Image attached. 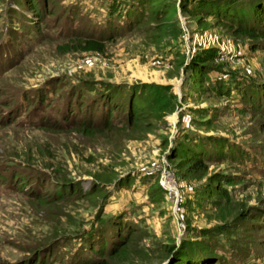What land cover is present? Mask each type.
Listing matches in <instances>:
<instances>
[{
    "label": "rangeland",
    "instance_id": "rangeland-1",
    "mask_svg": "<svg viewBox=\"0 0 264 264\" xmlns=\"http://www.w3.org/2000/svg\"><path fill=\"white\" fill-rule=\"evenodd\" d=\"M237 1L148 0L143 5L147 19L127 35L105 41L99 53H60L51 38L41 36V29L40 33L33 28L25 31L39 38V43L0 75L3 98L44 79L55 83L57 92L76 82L99 81L112 90L111 96L119 106L127 102L125 96H131L134 89L156 86H167L177 106L140 132L113 129L90 136L73 129L23 131L7 120L0 122V170L11 166L3 176H28L20 166L30 160L44 171L65 170L84 190L91 186L96 172L110 171L116 178L106 186L103 201L83 197L41 206L30 193L12 191L3 195L0 189L1 263L31 264L36 255L44 254L48 238L80 226L89 229L103 205L102 218L124 214L136 230L133 241L140 255L122 264H170L183 246L188 254L193 252L188 247L192 246L190 242H210V234L219 227L236 246L258 254L257 261L264 264V223L242 216L249 209L264 212V181L246 175L226 159L212 158L211 172L237 175L241 181L228 186L229 202L210 199L202 195L205 178L187 175L179 167L177 156L195 150L200 141L206 145L205 136L213 138L208 149L215 141L228 139L232 144L258 148L264 155V107L241 113L237 103L210 92L206 81L198 85L192 80L195 71L191 64L199 63L197 58L212 50L215 58L204 68L217 70L215 77L229 80L235 74L237 80L248 78L259 86L256 89L264 88V39L254 41L236 35L226 22L217 19L225 7H237ZM35 2L43 13V25H49L70 4L99 11L107 0ZM205 5L217 10L207 9L211 12L208 14L199 8ZM12 8L17 10L13 0H1L3 17L8 18ZM241 9L245 12L244 7ZM152 11L158 13L157 21L149 20ZM27 12L23 7L19 10L29 16ZM257 42H261V48ZM51 182L47 181L48 188ZM108 228L103 226L106 231ZM209 231L212 233L205 236L201 233ZM41 246V251L36 249Z\"/></svg>",
    "mask_w": 264,
    "mask_h": 264
},
{
    "label": "trees",
    "instance_id": "trees-1",
    "mask_svg": "<svg viewBox=\"0 0 264 264\" xmlns=\"http://www.w3.org/2000/svg\"><path fill=\"white\" fill-rule=\"evenodd\" d=\"M13 1L17 10L10 9L8 18L0 14V75L39 43V38H33L25 32L27 29L33 28L38 33L41 29V36L51 38L60 53H99L102 52L105 41L127 35L147 19L143 5L148 0H107L99 11L88 10L78 3L70 4L62 9L58 20L54 19L49 25H43V13L35 0ZM221 1L229 3L236 0ZM235 4L238 5L235 8L225 7L223 15H217V19L226 22L227 28L236 35L254 41L264 39V0H239ZM22 7L28 11L29 16L19 13ZM241 7H244L245 12ZM199 8L206 10L208 14L211 12L207 9L217 10L216 7L207 8L206 5ZM157 16L158 13L153 11L148 14L150 21H157ZM256 45L261 48V42ZM214 58L215 53L212 50L199 56V63L191 64V69L195 71L192 80L198 85L202 80L206 81L210 92L221 94L230 102L237 103L236 109L241 113L250 112L253 107L260 111L264 107V88L256 89L259 86L248 78L237 80L235 74L230 75L229 80L215 77L217 70L204 68ZM167 88L156 86L149 90L147 87H142L141 91L134 89L131 96H125L124 100L127 102L119 106L115 96H111L114 94L112 90L99 81L76 82L67 85L64 91L57 92L55 83L52 84L50 79L39 80L36 85L22 88L14 92V95L3 98L0 94V122L7 120V123H13L16 129L23 131L73 129L90 136L113 129L140 132L149 129L153 120L162 119L175 110V97L167 92ZM207 137L210 136H205L206 145L200 141L194 146L195 150L177 154L180 157L179 167L187 175L191 178H205L207 181L202 195L229 202L231 190L228 186H234L241 181L237 175L211 172L209 165L212 158L226 159L246 175L264 181V155L258 148L232 144L226 139L215 141L208 149L209 139L213 138ZM7 161L12 162L11 159ZM22 162L20 167L29 173L28 176L17 177L15 173L11 177L3 176L5 170L11 167L7 164L0 170V189L4 191L3 195L12 191L30 193L41 206L83 197L103 201L107 197L106 186L115 183L116 179L113 172H96L93 174L91 186L84 190L79 184L73 183L63 169L44 171L31 164L30 160ZM51 179L53 182L51 188H48L47 181ZM102 206L89 229L80 226L73 232L62 235L57 233L48 238L49 243L44 244L46 247L42 249L44 254L36 255L31 264H122L133 261V257L140 255V250L134 246L136 230L133 222L125 218L124 214L102 218ZM242 216L245 220L255 219L264 223V212L249 209ZM104 225L109 226L107 231L103 229ZM220 228H216L214 233L201 232L203 236L212 233L210 242H190L192 246L188 247L193 252L188 254L183 246L173 256L170 264H259L258 254L236 246L229 234ZM42 247L36 249L41 251Z\"/></svg>",
    "mask_w": 264,
    "mask_h": 264
}]
</instances>
